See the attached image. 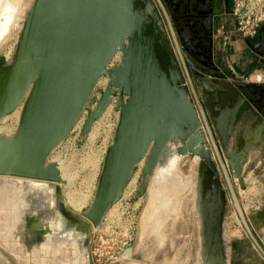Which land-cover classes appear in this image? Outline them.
Returning <instances> with one entry per match:
<instances>
[{
  "label": "water",
  "instance_id": "1",
  "mask_svg": "<svg viewBox=\"0 0 264 264\" xmlns=\"http://www.w3.org/2000/svg\"><path fill=\"white\" fill-rule=\"evenodd\" d=\"M158 10L169 21L161 0H32L12 56L6 60L0 55V124L20 109L14 133L0 134V177L12 186L21 183L26 225L37 222L42 238L45 231L76 243L92 264L93 232L120 200L135 168L142 162L140 197L155 169L168 159L197 158L193 208L200 225L198 264H230L224 236L229 204L264 258V246L238 199L246 190L243 173L252 149L261 143V132L249 150L231 146L239 141V106L222 117L221 127H213L202 98L220 101L226 75L212 62L211 70L192 62L199 73L195 78L182 59L178 65L160 33ZM246 45L256 58H264V25L257 42ZM116 54L117 65L106 69ZM216 64L222 66L217 54ZM102 79L106 87L97 91V99L94 88ZM257 88L231 90L235 99L244 100L245 89ZM110 106L117 122L93 198L87 209L73 213L63 202L60 173L49 157L71 136L83 112L82 138ZM243 124L264 131V114L256 110L255 121ZM131 248L128 244L124 257L131 256Z\"/></svg>",
  "mask_w": 264,
  "mask_h": 264
},
{
  "label": "rangeland",
  "instance_id": "2",
  "mask_svg": "<svg viewBox=\"0 0 264 264\" xmlns=\"http://www.w3.org/2000/svg\"><path fill=\"white\" fill-rule=\"evenodd\" d=\"M31 3L32 0H21L15 7H12V11L7 10L1 12L2 9L0 8V27L2 26L3 21L6 25L10 20V23H7L8 28L6 33L0 36V55H3L6 60H8L13 54L17 36L21 29V27H19V22L23 20ZM8 11L16 14L12 13L13 15L11 14V17ZM5 14L7 16H4ZM17 14L19 16L17 19L18 26L15 27L13 24L15 22L14 18ZM8 15L11 18L8 17ZM19 110L20 109L17 111ZM14 114L2 120L0 124L1 135L11 136L14 133L19 120ZM82 120L83 119H80L76 124L74 134L61 143L49 157V162L56 165L60 177L61 175H66L68 179L64 184L62 181L60 189L63 202H65L66 207L69 210L71 209L74 213L76 212L68 204L71 197L75 202L77 200V202H81V199H84L85 201L83 200L81 202L84 210L87 209L91 203L102 159L106 148L111 142L113 131L116 126L117 115L113 112L112 106L108 107L103 116L92 125L89 134L83 138L80 137V134L78 135L82 126ZM260 153H262L259 155L260 157L263 155V163L257 167L256 175L262 178L264 175V149ZM141 165L142 162L135 168L133 176L139 172V167L141 168ZM254 165L255 163L247 166L249 169H245L243 173V177H245L244 179H247V174ZM195 171L196 168L192 165L189 158H183L180 161L178 172L179 179L182 182H194ZM177 181L178 180L176 179V181H172L171 183L167 182V195L165 194L161 199L163 200L162 204H164L167 210H169L170 216L164 221H161L163 222V225L158 229V234L154 235L148 230V232L146 231V233L142 234L140 228L141 217L149 203V186L154 184V174L149 180L147 190L142 196L138 197L136 192L135 194L125 193V196H123L105 213L107 217L108 215L109 217H115L113 223L110 224L109 220L105 221V223L99 227L100 229L98 231H95V229V232H93L90 243V257L92 264H197L198 252L194 231L193 197L191 191L188 192L186 189L184 190L182 185L177 186ZM139 182L140 176L138 185ZM261 185L264 188V183L262 181ZM258 189H260L259 185L253 184L252 180H249L246 184L245 194L256 197L255 194ZM245 194L240 193V196L238 195L240 202L241 200L243 201V199L245 200ZM160 202L161 200L159 203ZM255 206L256 205L252 204L246 206L249 210L245 209V211L253 232H255L258 239L264 244V228H261V226L264 227V207L258 208V206ZM174 209L177 210L176 213L173 212ZM158 212L160 213L156 215L157 217H154V219L152 218V221L150 220L151 224H154L159 218L161 219L165 217L166 211L160 209ZM5 219L4 215H0V264H57L59 263L58 260L68 259L72 256L71 251L68 249L66 255H61V257L56 256L57 261L55 262L40 263L37 261V263H35L36 260L32 259L33 256L31 252L32 250H39L42 243L31 242L28 244L26 242L27 237L24 242L21 241L19 242L20 244L13 245L14 249H12V252L13 250L14 252H10V250L3 247L4 244H1L3 243L2 237H7L9 236L8 234H10V232L5 229ZM150 223L148 224V229H151L153 226L150 225ZM27 227L30 228L29 223H27ZM225 231L227 241L229 242L228 244L232 243L237 245L240 242L247 243L248 241L251 243L230 204L227 208ZM3 232L4 234H1ZM160 238H162L161 241ZM124 243L132 245V248L130 249L131 256L124 257L122 254L120 258L121 249ZM18 257L20 260H18Z\"/></svg>",
  "mask_w": 264,
  "mask_h": 264
},
{
  "label": "flooded vegetation",
  "instance_id": "3",
  "mask_svg": "<svg viewBox=\"0 0 264 264\" xmlns=\"http://www.w3.org/2000/svg\"><path fill=\"white\" fill-rule=\"evenodd\" d=\"M161 3L166 10L169 21L158 10V27L171 57L178 65H180V59H182L189 70V75L193 78L199 76V73L190 67L192 62L197 65H205L206 68L211 70V62L213 66L216 64L215 29L222 10L230 6V0H217L215 5L211 3V0H161ZM259 32L260 29L257 37ZM257 60L263 62L262 66L264 67V58H256V62ZM224 84L223 91L225 95L220 101L213 97L210 99L202 98L207 118L213 127L217 124L218 127H221L222 117H228L232 114L233 107L239 106L235 127L239 141L237 145L232 142L231 146H238V148L245 146L250 149L253 146V138L256 137V134H248L253 129L249 126L246 128L247 125L243 124V121L245 119L255 121L256 110L264 114V102L262 101V103L255 98L260 97L264 100V88L245 89L243 100L242 98L235 99L231 90L233 87L226 82ZM244 134H246V137H244ZM244 138L252 140V142H245ZM29 227H31L30 223ZM42 241L43 238L38 233H32L27 236L26 240L28 244Z\"/></svg>",
  "mask_w": 264,
  "mask_h": 264
},
{
  "label": "bare ground",
  "instance_id": "4",
  "mask_svg": "<svg viewBox=\"0 0 264 264\" xmlns=\"http://www.w3.org/2000/svg\"><path fill=\"white\" fill-rule=\"evenodd\" d=\"M20 1L21 0H0V8L2 9L1 12L7 11V10L12 11V7H15ZM12 13L9 14L11 17L13 14H16V13H13V14ZM6 14L4 16H7ZM9 15H8V17H10ZM18 17L19 16L17 14V16H15V18H14L15 22L13 25L15 27L18 26L17 25ZM24 17H25V15H24ZM24 17H23V19H24ZM8 22L10 23V20ZM22 22H23V20L21 22H19L20 23L19 27H22ZM7 23L5 25V22L3 21V24L0 28V36H2L4 33H6L7 28H8ZM104 83L105 82L102 81L101 84H104ZM17 110L14 112L15 114L14 113H12V114H14V116L17 119H19L20 110L19 111H17ZM181 160H182V158H176V157L170 158L167 160L166 163L163 164V166L157 167L155 169V171H154V184L149 186V192H148L149 193V200H148L149 203H148L147 207L145 208L143 215L141 217V227L140 228H141L142 234L146 233L147 230L150 233H152L153 235L158 234V229L161 228L163 225V222H161V221H164L165 219H167L168 216H170L169 210H167V208L164 206V204H162L163 200L161 199L163 196H165V194L167 195V193H166V191H168V189L166 188L167 182L171 183L172 181H176V179H177L178 181H177L176 185L177 186L182 185L184 190L186 189L188 192L191 191L192 197L194 199L195 181L192 183L189 181H186V180H185L186 182H182L179 179L178 165H179ZM191 163L193 166H195L197 163V158L192 159ZM61 181H63V184L68 181L66 175L65 176L61 175ZM20 184L21 183L19 182V184L17 186H12V184L9 182L8 179H2V177H0V215H4V217L6 218L4 221L5 226H6L5 229L10 232V234H8L9 236H7L10 239L5 237L4 235H2L4 237H2L3 243H1V244H4L3 247H5V249H7V250H10V252H12V249H14L13 245L18 244L21 241L24 242L27 235H31L32 233H37V230H38V223L37 222L32 223L31 230L26 225V221H25L24 217H25V213L27 210H25V207L23 206V205H25L24 204L25 200L23 201V197H21L22 195L19 194L20 189H21ZM245 192H240V193H245ZM83 200L81 199V202ZM160 200H161V202L159 203ZM77 201L75 202L74 200H72V197H71L68 204L78 214L80 212H83L84 209H83L82 203L77 202ZM170 204H171V202H170ZM160 209H162L163 211H166L165 217L161 218V219L159 218L158 221H156L154 224H151L150 220L152 221V218L154 219V217H157L156 215L160 213V212H158ZM246 209H249V208H246ZM173 212L176 213L177 210L174 209ZM159 221H160V224H159ZM149 223H150V225H153L151 227V229H148ZM263 232H264V229H263ZM1 234H4V232ZM43 235H44L43 241L41 242L42 244H41L39 250H32V252H31L32 256H33V258H32V256H31V258L33 260H36L35 263H37V261L40 263L41 262H43V263L44 262H55V261H57L56 256L61 257V255L62 256L66 255V252H68L67 250L69 249L71 251L72 256L70 258L67 257L68 259L58 260L59 263H57V264H60V263L61 264H87L85 257L81 253V251H80V249L76 243H74V242L67 243L63 239H56V238H54V236L52 234H47L45 231L43 232ZM231 235H232V233H231ZM161 240H162V238H160V241ZM13 252H14V250H13ZM38 256L40 259L38 258ZM15 258H17V257H15ZM18 260H20V258ZM26 262H28V261H26ZM37 264H39V263H37ZM197 264H198V261H197Z\"/></svg>",
  "mask_w": 264,
  "mask_h": 264
},
{
  "label": "built area",
  "instance_id": "5",
  "mask_svg": "<svg viewBox=\"0 0 264 264\" xmlns=\"http://www.w3.org/2000/svg\"><path fill=\"white\" fill-rule=\"evenodd\" d=\"M230 2H231L230 8L226 12H224L223 15L231 18L232 25L230 26V28H227L224 24H218L214 33L215 42L221 41L223 46H225V44L230 43L231 38L233 36H236L238 40L243 43L245 41H250L255 39L257 37V33L259 29L261 28V26L264 25V0H230ZM222 51H225L223 47H222ZM117 63H118V54H116L110 60L106 69L115 67ZM226 64H227V71L225 73L226 75L225 82L230 86H233L234 88H236L237 86H245V85L264 87V69L256 68L248 73H240L235 70L233 63H231L230 61H227ZM102 81H104L105 83L101 84ZM106 82H107L106 79H102L96 84L94 88L95 98L97 99L99 98L97 91H103L106 87ZM92 108L93 107L91 106L90 109ZM85 117H86V112H83L80 118L78 119V121L74 124L71 131V135L74 134V128L76 127V124L80 121V119H83L81 126L82 129ZM80 131L78 135L80 134ZM140 169L141 168L139 167V172H137L131 178V180L126 184L122 192L121 198L125 196V193L135 194V192L137 191ZM263 170H264V166H263ZM244 205L249 206L250 203L247 202L246 204L245 203L241 204L242 208L245 210L246 206ZM114 219L115 217H109V215L107 217L105 215L103 217L101 226L105 223V221L108 220L109 223L112 224ZM99 229L100 228L96 229L95 231H98ZM127 245L128 243L123 244L120 258L121 255L124 253Z\"/></svg>",
  "mask_w": 264,
  "mask_h": 264
},
{
  "label": "crops",
  "instance_id": "6",
  "mask_svg": "<svg viewBox=\"0 0 264 264\" xmlns=\"http://www.w3.org/2000/svg\"><path fill=\"white\" fill-rule=\"evenodd\" d=\"M230 5H231V2H230ZM229 8L230 6L222 10L218 18V23H217V24H224L227 28H230V26L232 25V20L230 17L224 16L223 13L226 12ZM249 42L252 45H254L257 42V37L253 40H250ZM222 47L225 49V51H222ZM215 54H217V56L220 58L222 62V66H219L217 64L214 65V67H216L219 70V72L223 71L224 73H226L227 71L226 62L227 61H230L231 63H233L235 70L240 73H248L251 70L256 69V68L264 69V67L260 65L259 62H256V57L254 56L252 50L249 49V47H247L246 41L244 43L240 42L236 36H233L231 38L230 43L225 44V46H223L221 41L215 42ZM260 88L263 89L264 87H260ZM255 98L259 99V101L261 102L262 101L264 102V100L260 97H255ZM246 128H248V126H246ZM259 128H261V126H257L256 128H254V130L252 131L250 130L248 132V134L255 133L256 135L259 132H261L259 134L262 136V138H261V143L259 144V147L257 149H252L250 153V158H249V161L245 169L247 168L248 165H251L253 163H255V165L253 166V168L250 169V172L247 174L248 175L247 179H244V181L247 184L249 180H252V183L259 185L260 189L257 190L258 192L256 191V194H255L256 197L255 196L252 197L251 195L245 194L246 192L243 193L245 194L246 197H245V200L243 199V201L241 200L240 202L241 204L248 202L250 203V205L251 204L256 205L255 207L258 206V208L264 207V188L261 185V181L264 183V180H263L264 176H262L261 178L256 175L257 167H259L263 163V158H262L263 155H261V157L259 155L262 154L260 152L264 149V134L262 135L263 128H261V130H259ZM244 137H246V134H244ZM244 141L252 142V140H248L246 138H244ZM248 169L249 168H247L246 170ZM225 227H226V217L224 221V232H225L224 236H225V241L227 245L229 246L228 250L230 253V264H264V258L257 252V250H255L252 243H250L249 241L247 243L240 242L237 245L232 244V243L228 244L229 242L227 241V238H226L227 236H226ZM261 228H264V227L261 226ZM194 231H195V237L197 240V252H198L199 245H200V240H199L200 225H199V217L196 212H194ZM260 242L263 244L261 240Z\"/></svg>",
  "mask_w": 264,
  "mask_h": 264
},
{
  "label": "trees",
  "instance_id": "7",
  "mask_svg": "<svg viewBox=\"0 0 264 264\" xmlns=\"http://www.w3.org/2000/svg\"><path fill=\"white\" fill-rule=\"evenodd\" d=\"M230 5V4H229Z\"/></svg>",
  "mask_w": 264,
  "mask_h": 264
}]
</instances>
